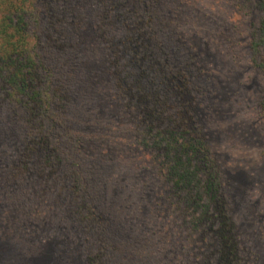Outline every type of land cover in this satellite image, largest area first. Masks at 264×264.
<instances>
[{
    "label": "trees",
    "instance_id": "1",
    "mask_svg": "<svg viewBox=\"0 0 264 264\" xmlns=\"http://www.w3.org/2000/svg\"><path fill=\"white\" fill-rule=\"evenodd\" d=\"M89 2L0 0L1 184L16 180L23 207L36 214L51 208L65 219L80 264H143L128 255L155 231L146 226L145 233H124L126 206L108 187L105 136L97 137L81 106L91 79L82 37V5ZM91 2L102 82L160 180L166 215L183 230L172 248L174 261L244 264L222 175L201 126L208 96L203 70L168 25V0ZM231 8L234 15H260L249 49L252 68L264 74V0H232ZM262 103L264 110V93Z\"/></svg>",
    "mask_w": 264,
    "mask_h": 264
},
{
    "label": "rangeland",
    "instance_id": "2",
    "mask_svg": "<svg viewBox=\"0 0 264 264\" xmlns=\"http://www.w3.org/2000/svg\"><path fill=\"white\" fill-rule=\"evenodd\" d=\"M231 6L232 0H168L166 4L168 25L203 70L208 96L200 108L201 126L222 175L243 263L264 264V74L252 68L249 49L250 31L260 15H234ZM82 8L84 59L91 71L81 102L84 118L97 137L105 136L109 189L121 198V206L132 209L123 210L124 233H145L146 226L155 231L145 233V241L135 243L128 258L143 264L145 258L146 264H179L172 248L181 229L159 202L160 180L147 154L135 145L133 128L125 123L109 85L102 82L105 75L92 34L91 0ZM4 148L5 143L0 144V264H80L75 235L65 219L49 206L47 214H39L42 207L37 214L23 207L16 180L1 184ZM31 187L35 193L36 184Z\"/></svg>",
    "mask_w": 264,
    "mask_h": 264
}]
</instances>
